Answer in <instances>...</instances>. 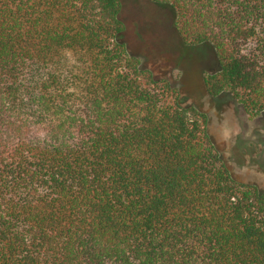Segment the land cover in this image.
I'll list each match as a JSON object with an SVG mask.
<instances>
[{
  "label": "trees",
  "instance_id": "1",
  "mask_svg": "<svg viewBox=\"0 0 264 264\" xmlns=\"http://www.w3.org/2000/svg\"><path fill=\"white\" fill-rule=\"evenodd\" d=\"M210 43L208 93L264 112V0H153ZM121 0H0V264H264V189L129 52Z\"/></svg>",
  "mask_w": 264,
  "mask_h": 264
},
{
  "label": "rangeland",
  "instance_id": "2",
  "mask_svg": "<svg viewBox=\"0 0 264 264\" xmlns=\"http://www.w3.org/2000/svg\"><path fill=\"white\" fill-rule=\"evenodd\" d=\"M125 30L120 35L131 54L179 88L184 105L195 106L208 118V132L233 177L264 189V112L247 111L229 93L211 96L204 75L220 69L210 43L192 46L175 26L168 4L153 0H121Z\"/></svg>",
  "mask_w": 264,
  "mask_h": 264
}]
</instances>
